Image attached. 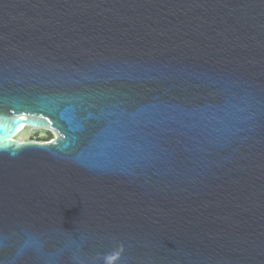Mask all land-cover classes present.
<instances>
[{
	"label": "water",
	"instance_id": "95a60500",
	"mask_svg": "<svg viewBox=\"0 0 264 264\" xmlns=\"http://www.w3.org/2000/svg\"><path fill=\"white\" fill-rule=\"evenodd\" d=\"M0 142V264H264V0H0Z\"/></svg>",
	"mask_w": 264,
	"mask_h": 264
},
{
	"label": "flooded vegetation",
	"instance_id": "af4514ba",
	"mask_svg": "<svg viewBox=\"0 0 264 264\" xmlns=\"http://www.w3.org/2000/svg\"><path fill=\"white\" fill-rule=\"evenodd\" d=\"M29 130L31 131L30 132V137H28V138H21V135L24 134V133H26ZM39 130H44V129H41V128H32V129H30L29 127H24L22 129V132L20 131L19 133L16 134L15 138L18 139V140H34V141H44V140H46L43 136H40V132H37ZM50 133H51V131H50ZM50 133H49V136L50 137L48 139H50L51 137H53V135L50 134Z\"/></svg>",
	"mask_w": 264,
	"mask_h": 264
},
{
	"label": "rangeland",
	"instance_id": "374dc122",
	"mask_svg": "<svg viewBox=\"0 0 264 264\" xmlns=\"http://www.w3.org/2000/svg\"><path fill=\"white\" fill-rule=\"evenodd\" d=\"M30 129H32V128H30ZM30 132H31V131L29 130V131H27L26 133L22 134V135H21V138H28V137H30ZM37 132H40V136H43L46 140L50 137V136H49L50 131L47 130V129L39 130V131H37ZM50 134H52V132H51ZM52 135H53V134H52Z\"/></svg>",
	"mask_w": 264,
	"mask_h": 264
},
{
	"label": "snow or ice",
	"instance_id": "6c2138e0",
	"mask_svg": "<svg viewBox=\"0 0 264 264\" xmlns=\"http://www.w3.org/2000/svg\"><path fill=\"white\" fill-rule=\"evenodd\" d=\"M3 146V144H2V142H0V147H2Z\"/></svg>",
	"mask_w": 264,
	"mask_h": 264
},
{
	"label": "bare ground",
	"instance_id": "6f19581e",
	"mask_svg": "<svg viewBox=\"0 0 264 264\" xmlns=\"http://www.w3.org/2000/svg\"><path fill=\"white\" fill-rule=\"evenodd\" d=\"M29 128H37V127H29ZM21 132H22V130H21Z\"/></svg>",
	"mask_w": 264,
	"mask_h": 264
}]
</instances>
